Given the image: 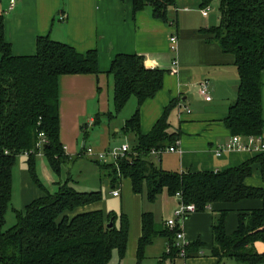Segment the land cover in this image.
Instances as JSON below:
<instances>
[{
  "label": "trees",
  "instance_id": "1",
  "mask_svg": "<svg viewBox=\"0 0 264 264\" xmlns=\"http://www.w3.org/2000/svg\"><path fill=\"white\" fill-rule=\"evenodd\" d=\"M212 0H203V7ZM135 13L150 6L155 18L168 21V10L176 0H133ZM207 41H215L223 53L232 54L239 73L236 101L224 119L232 135H263L264 71V0H221L220 21L200 29ZM96 49L82 53L67 42L42 36L33 55H15L5 39L4 16L0 15V264H110L117 252L120 263L126 257L129 218L115 212L105 214L93 209L103 200L102 191H81L71 185L72 178L59 183L56 192L48 191L36 174L41 132L47 142L42 151L53 170L60 174L63 163L74 160L61 140L60 90L62 75L98 74ZM114 78L115 113L119 114L130 97L138 107L125 123L124 131L136 135L132 152L116 163L97 164L110 187L125 178L135 194H146L150 202L167 190L182 200L194 203L197 212H215L212 225L211 255L242 264H264V186L249 183L259 173L264 181V152L255 153L242 164L225 170H166L157 167L152 150L172 146L181 131L172 130L170 115L179 106V98L164 108L151 130L142 132L141 108L164 88L167 71L149 68L139 54H118L110 70ZM101 122L98 114L94 124ZM85 129L86 127H82ZM25 152L29 171L43 194L30 201L24 210H16V224L4 230L13 197V170ZM261 200L262 205L241 211L232 233L227 231V217L232 206L243 200ZM113 218L114 226L107 225ZM119 220V225H117ZM177 229H159L153 212L142 214V236L137 258H145L146 249L156 236L168 239L167 250L158 264L174 262L180 256L175 245ZM203 243L190 242L188 253L201 250Z\"/></svg>",
  "mask_w": 264,
  "mask_h": 264
},
{
  "label": "crops",
  "instance_id": "2",
  "mask_svg": "<svg viewBox=\"0 0 264 264\" xmlns=\"http://www.w3.org/2000/svg\"><path fill=\"white\" fill-rule=\"evenodd\" d=\"M220 1L216 6L219 9L218 21H220ZM214 2L216 1L212 0L208 5V13L204 15L202 13L203 0H176V4L168 10V21L155 18L151 7H146L135 13L133 0H16L14 7H11V0H0V15L4 16L5 39L12 44L15 55L35 54L37 40L42 36H50L53 40L67 42L82 53L90 49H96L98 52L100 70L98 74L62 75L59 79L61 140L69 156L77 157L86 153V143L83 144L82 153H71L69 145L71 134L74 131H79V127L83 126L86 127L87 133L89 124H94L99 113H96L95 118L91 116L93 115V112H90L92 111L91 105L99 90L101 91V85L108 84V87L112 86L114 91V78L110 70L115 57L121 53L139 54L144 58L147 67L163 69L171 75L170 78L176 77L177 86L174 88L176 92L172 99L179 98L178 107L180 109L183 108L184 101L188 99V92L192 90V86L197 85V89H199V84L205 80L210 82L212 96L213 93L219 94L220 99L224 101L221 112L217 104L213 105L208 113L198 118H182L181 122H186L183 125L188 131L183 136L180 130V143L183 152L182 154L167 152L161 156L155 155L160 161L161 167L166 170L179 171L189 169L193 171L225 170L242 164L254 153L225 152L222 156H217L215 153L216 147L220 143L230 140L232 136L225 126L224 119L228 115L230 106L237 99L240 79L235 57L232 54L223 53L217 42L207 41V36L200 32L203 27L219 24L218 22L216 25H211L207 20L213 10ZM189 4H194V6ZM173 7L181 9V13L177 10L175 20L169 16V11L173 10ZM172 35L178 37L177 51L171 49L170 38ZM198 67L203 69L202 74H199ZM262 80L264 110V71ZM205 101L212 103L214 96L211 101L206 99ZM183 111L180 110L179 114H183ZM187 113L191 114L192 111H187ZM179 117L181 116L179 115ZM87 120L89 124H82ZM93 148L96 151H105L111 147L104 143L102 146ZM166 154L178 155L179 166L164 168L162 163L163 156ZM26 158L24 157V159ZM24 162L27 165V161L24 160ZM107 181V185L110 186L109 179ZM249 183L264 186V181L259 173L250 178ZM129 184L131 188L130 180ZM115 189L119 191V195L115 197H121L124 201V181L121 180L113 190ZM132 194L134 200L141 205L136 216L133 217L131 213L124 212V210L120 213L115 212L118 218L122 214H126L129 218L127 258L137 256L138 243L142 236V214L144 212H153L159 229L169 228L166 221L171 218V216H167L166 212H163V198L167 196L165 191L160 193L156 201L153 202L160 204L158 208V211L162 208L160 214L155 212L157 207L148 209L149 205H146L147 209H145V200H148L146 194H135L133 191ZM37 197L28 191L24 198V206ZM174 200L175 204L172 206L169 203L171 209L176 208L179 198L174 195ZM102 202L103 200L92 208L102 209ZM259 207L258 201L248 200L233 205L230 213L234 212V214H229L226 221L227 231L232 233L237 228L241 211ZM205 212L190 215L186 222L187 238L190 242H202L201 250L192 252L189 258L178 257L174 262L167 261L166 264H179L180 261H183L184 264H192L194 260L203 261V264L206 261H209V264L214 262L216 264H242L231 259L220 261L218 257L212 255L208 259L202 255L204 246L212 249V225L215 219V212L211 209ZM109 213L105 212V214ZM117 225H119V220H117ZM157 238H165L168 245L166 237L156 236L148 248L154 245ZM257 248L259 251H263L264 244L258 242ZM162 255L158 257V261Z\"/></svg>",
  "mask_w": 264,
  "mask_h": 264
},
{
  "label": "rangeland",
  "instance_id": "3",
  "mask_svg": "<svg viewBox=\"0 0 264 264\" xmlns=\"http://www.w3.org/2000/svg\"><path fill=\"white\" fill-rule=\"evenodd\" d=\"M216 2L212 5V11L210 16L208 17V24L216 25L219 16V9L216 7L219 0H215ZM194 6V4H189ZM150 7V6H148ZM178 8V9H176ZM173 7V10L169 11L170 18L176 19L177 10L181 13V9L179 7ZM196 14V13H195ZM200 15V14H198ZM58 19V18H57ZM56 19V20H57ZM212 21V22H211ZM174 27L176 26L173 25ZM199 74L203 73V69L200 67L197 68ZM171 75L167 73L165 77V86L159 94L145 102L141 108V117H142V132L146 133L152 128V124L154 123L155 119L158 118L164 111V108L170 103L172 100V96L175 94V87L177 86L176 77L170 78ZM171 90V91H170ZM214 101L212 103H207L204 97L200 94L199 89H197V85L192 86V90L188 92V99L184 101L182 104L183 108L186 106L188 107L192 113H187V109L180 107H176L172 110L170 115V121L172 123V130H181L183 136L187 134V128L184 127V123L181 122L184 118L186 119H195L199 116H202L208 113L211 110L213 105L218 104V109L222 111V104L224 101L220 99L219 94L213 93ZM212 96V97H213ZM114 95H113V87L109 86L108 84L101 85V91L99 90L96 98L92 101V111L95 118L96 113L102 114L101 115V122L99 124L88 123L89 121H83L85 123L82 124H89L86 130L82 127H79V131H74L71 134V141L69 143L71 147L72 154H80L83 152V144L86 143V149L89 147H99L105 143V145L110 146L111 149L116 147H121L123 144H127L130 147L136 143V135L132 132L124 131L125 123L128 119L132 117L138 107V100L135 96L130 97L124 109L117 115L114 114V117H110V113H115V105H114ZM183 111V114H179V112ZM179 115L181 117H179ZM81 124V126H82ZM183 125V127H182ZM181 126V128H180ZM74 160H68L63 163L61 173H56L53 168L50 166L47 158L44 156L43 151L39 152L37 155L36 160V174L39 178L40 183L50 192H56L59 188V182H65L67 179L72 178L71 185L74 186L77 190L81 191H91V190H100L103 193V202H102V209L108 212H116L120 213L124 210V212L131 213L136 216V213L141 205L134 200L132 197V190L130 188L129 180L123 178L124 181V190H123V198L115 197L111 194V191L115 187H110L107 185V179L104 178L102 173L100 172L97 164L94 162L95 160L88 156L86 153L81 154V156L74 157ZM24 157L20 156L17 159L16 165L13 170V197L11 206L7 212L6 216V224L4 226V230H8L12 228L16 222V210H24V198L29 191L30 193L34 194L35 196H40L43 194L42 189L39 185L34 181L29 168L25 165ZM153 161L157 167H161L160 161L157 157H153ZM107 163V162H104ZM110 163V162H109ZM162 166L164 168H172L179 166V156L173 154H166L163 156V163ZM100 176V177H99ZM101 178V180H100ZM165 194L166 197L163 198V212H166L167 216L173 217L174 209L180 206V201L178 200L176 208L171 209L169 207L175 204L174 196H170L166 190ZM145 209H147L146 205H149V208L157 207L156 213L160 214L162 212V208L158 211L160 204H154L148 200H145ZM248 201H258L259 205L261 206V200H252L249 199ZM175 206V205H174ZM196 213H206L203 212H195ZM234 214V212H231ZM229 213V214H231ZM192 214V215H193ZM162 221V220H161ZM186 222L184 223L185 233H186ZM239 223V218L238 221ZM237 223V225H238ZM236 230V229H235ZM234 230V231H235ZM233 231V232H234ZM187 234V233H186ZM187 236V235H186ZM188 239V238H187ZM189 240V239H188ZM165 238H157L154 242V245L147 249L145 253V258L142 261H139L137 256H130L125 257L122 261L123 264H158V257L163 254V252L167 248ZM259 248V246H258ZM211 248L204 246L203 254L205 258H210L211 255ZM191 253H188L186 257L189 258ZM120 258L115 252L113 254V258L110 264H119ZM179 264H184L183 261H180ZM192 264H203V261H196L194 260ZM205 264H209V261H206ZM213 264H216L214 262ZM235 264V263H234Z\"/></svg>",
  "mask_w": 264,
  "mask_h": 264
},
{
  "label": "built area",
  "instance_id": "4",
  "mask_svg": "<svg viewBox=\"0 0 264 264\" xmlns=\"http://www.w3.org/2000/svg\"><path fill=\"white\" fill-rule=\"evenodd\" d=\"M16 0H11V7H14ZM209 7H204L202 9V13L207 15ZM171 41V49L177 51L178 48V37L177 35H172L170 38ZM176 64V61L174 62ZM199 92L200 94L207 100H212L210 82L205 80L199 84ZM188 112H191L189 108H187ZM39 140L36 144V147L39 149V152L42 151L45 143L47 142L46 136L44 132H41L39 135ZM132 149L129 145L123 144L121 147H116L113 149H108L105 151H96L93 147H89L86 149V154L93 159L99 160L101 162L107 163H116L121 158H126ZM179 153L182 154L181 143L180 140H177L176 143L172 146L160 149L152 150L153 155L161 156L164 153ZM225 152H251V153H260L264 152V136L263 135H232L230 140L220 143L216 147V155L222 156ZM39 154V153H38ZM29 153L25 152L21 156L28 157ZM114 196L119 195L118 190L112 191ZM176 196L179 198L180 206L174 210L173 217L169 218L166 221L167 227L170 229H177L176 231V243L175 245L180 250V256L186 257L188 254L187 247L190 244V241L187 239L184 223L185 220L189 218L190 215L197 212V207L194 203H186L182 200L181 193H177Z\"/></svg>",
  "mask_w": 264,
  "mask_h": 264
},
{
  "label": "water",
  "instance_id": "5",
  "mask_svg": "<svg viewBox=\"0 0 264 264\" xmlns=\"http://www.w3.org/2000/svg\"><path fill=\"white\" fill-rule=\"evenodd\" d=\"M107 182V184H108V181H106ZM114 226V220H113V218L110 220V222L108 223V225H107V227L108 228H112Z\"/></svg>",
  "mask_w": 264,
  "mask_h": 264
}]
</instances>
